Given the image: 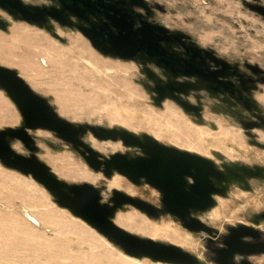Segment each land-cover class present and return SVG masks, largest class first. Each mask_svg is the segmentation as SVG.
Instances as JSON below:
<instances>
[{"label":"rangeland","instance_id":"obj_1","mask_svg":"<svg viewBox=\"0 0 264 264\" xmlns=\"http://www.w3.org/2000/svg\"><path fill=\"white\" fill-rule=\"evenodd\" d=\"M34 1L50 4V0ZM147 1L165 9H156L154 18L159 22L184 31L206 48H214L219 55L239 65L246 75L256 78L255 85L251 83L244 90L245 98L251 103L245 105L238 99L237 104L225 106L223 97L228 93L213 95L203 86L191 91L189 96L192 103L199 97L202 100L201 115L187 112L172 99L156 106L154 93L150 91L153 82L140 61L105 56L77 29L56 23V31L64 38L61 41L46 28L15 19L2 8L0 16L8 21V27L0 30V65L17 70L38 94L48 99L60 116L76 126L119 128L138 136L149 135L164 145L207 157L222 170L235 164L264 167V148L251 143L257 140L264 144V127L246 130L241 120L255 118L246 107L256 108V112L264 115L260 109L264 108L261 74L246 67L249 63L264 69V17L245 4H264V0ZM150 67L162 74L156 66ZM2 117L14 122H0V129L17 127L22 122L17 106L0 88ZM30 134L37 145V156L61 180L93 184L100 189L104 202H111L113 190L119 189L163 208L161 193L154 186L134 183L117 170L109 175L103 168L94 170L73 144L53 131L39 128L30 130ZM81 138L103 158L116 152L130 156L143 154L139 147L126 146L120 139L100 140L90 130ZM15 142L21 145V150L16 149L18 152L29 153L20 141ZM119 144L120 147L114 148ZM68 168L89 170L99 175L100 181L93 183L68 176L64 173ZM116 178H120V187L112 185ZM214 199V205L192 214L212 226L216 235L225 233L231 225L252 224L253 215L264 210V176L247 178L245 182L239 180L223 194H215ZM24 207L42 222L27 221ZM113 219L136 235L156 236L160 242L182 247L198 256L200 264H216L207 250L209 235L187 229L169 212L149 215L127 204L116 210ZM256 227L264 232V220ZM139 259L141 262L132 263L119 244L108 241L97 229L59 206L31 175L8 168L0 161V264H175L157 263L149 257Z\"/></svg>","mask_w":264,"mask_h":264},{"label":"water","instance_id":"obj_2","mask_svg":"<svg viewBox=\"0 0 264 264\" xmlns=\"http://www.w3.org/2000/svg\"><path fill=\"white\" fill-rule=\"evenodd\" d=\"M245 4L264 17L263 4ZM0 8L15 19L46 28L61 41L64 38L56 31L55 23L77 29L105 56L140 61L147 77L153 82L150 91L154 93L156 106L172 99L187 112L200 114L202 100L199 97L196 103H192L189 96L191 91L203 86L213 95L230 93L246 104L244 90L249 86L238 66L219 56L212 48L200 46L191 35L150 20L152 9L146 0H50V4L0 0ZM7 27L8 21L0 16V30ZM150 65L156 66L162 74L159 75ZM246 67L256 74H263L260 80L264 83V69L249 63ZM234 78L243 85L242 89L236 87ZM248 80L255 85V80ZM0 88L12 99L22 116L18 127L0 129L1 163L31 175L51 193L59 206L69 209L74 216L119 244L128 255L166 263L200 264L198 256L180 246L136 235L118 225L113 219L118 208L129 204L149 215H157L159 211L169 212L177 216L187 229L206 232L210 241L217 231L192 211L208 209L215 203V194L226 192L225 187L217 182L227 180L225 170L244 182L247 178L264 176L263 166L250 168L235 164L233 168L224 166L222 170L207 157L164 145L149 135L138 136L119 128L76 126L60 116L48 99L35 92L17 70L2 65ZM253 102L257 105L256 100ZM246 109L252 111L255 118L242 120L243 127L246 130L264 127V115L256 112V108ZM260 109L264 111V108ZM39 128L53 131L73 144L94 170L103 168L106 175L117 170L134 183L146 182L154 186L161 193L163 208L119 189L113 190L111 202H104L100 189L93 184L61 180L36 154L37 145L30 130ZM86 130L100 140L120 139L126 146L139 147L143 154L130 156L116 152L109 158H103L81 138ZM248 134L253 136L250 132ZM14 141H20L29 153L14 149ZM251 143L264 148V144L257 140ZM25 215L35 222L28 213ZM263 220L264 210L253 215L252 224L229 226L218 262L228 264L236 253L264 252L258 244L246 241L247 237L260 236L261 231L256 225Z\"/></svg>","mask_w":264,"mask_h":264},{"label":"flooded vegetation","instance_id":"obj_3","mask_svg":"<svg viewBox=\"0 0 264 264\" xmlns=\"http://www.w3.org/2000/svg\"><path fill=\"white\" fill-rule=\"evenodd\" d=\"M146 2L149 4V6L151 7L152 9V14L150 15L149 19L151 20V17L153 15V12H154V7L156 5H152L150 2H148L146 0ZM264 5V4H263ZM233 64V63H232ZM235 66H238V68L240 69V72L241 74L243 75V78L246 80V85L250 86L251 82L248 80L250 78H252L253 80L256 81V78H253L252 76L250 75H246L245 72L240 68L239 65L237 64H233ZM252 71V70H251ZM263 76V74H261V77ZM260 77V78H261ZM235 81V80H234ZM239 82V81H238ZM236 83V87L238 88H241L242 89V84L238 85V83L235 81ZM240 83V82H239ZM211 91V90H209ZM246 95V93H244ZM236 96H238L237 93H235ZM231 98L234 102L233 103H230L226 98ZM223 100L225 101L223 104L225 106H232V104H237V101L238 98H234L231 96L230 93H228V95H225L223 97ZM226 103V104H225ZM242 105V103H241ZM236 111V110H235ZM241 120H246L244 118H242ZM231 226H236V225H231ZM259 229V228H258ZM261 231V234L259 237L257 238H252V237H247L246 238V241L250 242V243H253V244H258L259 245V248L261 249H264V232L259 229ZM229 234V230L227 229V231L225 233H222L220 235H216L215 237H213L210 241L207 239L206 240V243H207V250L209 252V257L212 259V261L216 264H220V262H218V259L220 257V253L219 251L224 248V244H223V240L225 238L226 235ZM245 260H247L249 263H246ZM245 262V263H244ZM228 264H264V252H259V253H252V254H246V255H243V254H239V253H236L233 257V259L231 261H229Z\"/></svg>","mask_w":264,"mask_h":264},{"label":"bare ground","instance_id":"obj_4","mask_svg":"<svg viewBox=\"0 0 264 264\" xmlns=\"http://www.w3.org/2000/svg\"><path fill=\"white\" fill-rule=\"evenodd\" d=\"M86 63L87 64H89V65H91V66H93V67H95L97 70H98V67H96V66H94V64L90 61V60H86ZM153 74V73H152ZM150 88V87H149ZM248 101V102H247ZM247 104H245V105H248L249 103H251V101L249 100V99H246V101H245ZM163 104V103H162ZM251 106V105H250ZM202 107V106H201ZM200 115H201V113H200ZM196 118V117H195ZM0 122L1 123H13L14 122V120H12L11 118H6V117H2V118H0ZM155 137V136H154ZM93 145L94 146H96V147H98L99 149H101V150H104V147L103 146H101V145H99V144H97L96 142H93ZM12 146H13V148L14 149H17V150H21V145H20V143H13L12 142ZM118 147H120V144L119 145H117V146H114V148H118ZM226 171V170H225ZM264 172V171H263ZM64 173L65 174H67L68 176H71V177H74V178H80V179H83V180H87V181H90V182H93V183H97V182H99L100 181V176L99 175H97V174H95V173H93V172H91V171H89V170H83V169H78V168H76V169H70V168H68V169H66L65 171H64ZM226 173H227V180L226 181H224V180H222V181H217L220 185H222L223 187H225V189L227 190V189H229L230 188V186H232V184H235V183H237L238 184V181L240 180V179H238L232 172H230V171H226ZM121 183H120V178H116L115 180H113L112 181V185H114V186H117V187H120L121 185H120ZM25 208V207H24ZM28 208V207H27ZM29 209H24L23 211H24V213H28L34 220H35V222H33V221H31L26 215H25V217H26V220L27 221H29L30 223H35V224H39L40 222H42L41 221V219L37 216V215H35V214H33V213H30L29 211H28ZM76 219H81V218H79V217H77V216H74ZM202 221H204L203 219H201ZM84 221V220H83ZM118 224V223H117ZM118 225H120V224H118ZM91 226V225H90ZM92 227V226H91ZM94 228V227H93ZM124 228V227H123ZM151 238H153V239H155L156 240V236H154V237H151ZM108 239V238H107ZM108 241H110L111 242V240H109L108 239ZM125 257L128 259V260H130L132 263H136V262H141V260L139 259V257H134V256H131V255H128V254H126L125 253ZM198 259L200 260V258L198 257ZM155 262H157V263H160L161 261H156L155 260ZM166 263V262H165ZM201 263V262H200ZM229 263V262H228ZM245 263V262H244Z\"/></svg>","mask_w":264,"mask_h":264},{"label":"crops","instance_id":"obj_5","mask_svg":"<svg viewBox=\"0 0 264 264\" xmlns=\"http://www.w3.org/2000/svg\"><path fill=\"white\" fill-rule=\"evenodd\" d=\"M26 2H28V3H32V4H44V3H39V2H36V1H34V0H25ZM152 5H156L155 7H154V12H153V15H152V17H151V20L152 21H154V22H157V23H160V24H163V23H161V22H159L157 19H155L154 18V15L156 14V9L157 10H160V11H164L165 9L160 5V4H152ZM56 24V23H55ZM163 25H165V26H167L166 24H163ZM168 28H170L169 26H167ZM68 28H70V27H68ZM72 29H75V28H72ZM171 29V28H170ZM171 30H174V29H171ZM177 31H182V30H177ZM182 32H184V31H182ZM192 39L194 40V41H196L200 46H202L196 39H194L193 37H192ZM202 47H204V46H202ZM208 48H212V47H208ZM217 54H218V52L214 49V48H212ZM219 55V54H218ZM219 56H221V55H219ZM221 57H223V56H221ZM224 58V57H223ZM226 59V58H225ZM229 61V60H228ZM231 62V61H230ZM232 63V62H231ZM26 81V80H25ZM27 82V81H26ZM28 83V82H27ZM31 87V86H30ZM32 88V87H31ZM33 89V88H32ZM34 90V89H33ZM35 91V90H34ZM36 92V91H35ZM22 117V116H21ZM7 127H9V126H7ZM12 127H14V126H12ZM18 127V126H17ZM6 128V127H5Z\"/></svg>","mask_w":264,"mask_h":264}]
</instances>
